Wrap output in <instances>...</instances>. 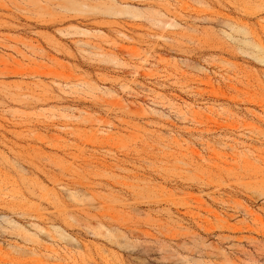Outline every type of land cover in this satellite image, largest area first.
I'll list each match as a JSON object with an SVG mask.
<instances>
[{"label": "rangeland", "instance_id": "374dc122", "mask_svg": "<svg viewBox=\"0 0 264 264\" xmlns=\"http://www.w3.org/2000/svg\"><path fill=\"white\" fill-rule=\"evenodd\" d=\"M0 264H264V0H0Z\"/></svg>", "mask_w": 264, "mask_h": 264}]
</instances>
